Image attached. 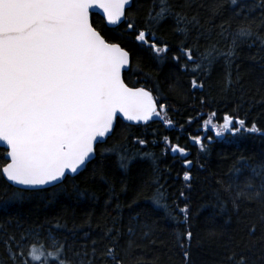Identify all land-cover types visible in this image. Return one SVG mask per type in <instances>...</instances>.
I'll return each mask as SVG.
<instances>
[{
	"label": "trees",
	"instance_id": "obj_1",
	"mask_svg": "<svg viewBox=\"0 0 264 264\" xmlns=\"http://www.w3.org/2000/svg\"><path fill=\"white\" fill-rule=\"evenodd\" d=\"M240 2L251 6L260 0ZM169 3L174 13L196 16L203 28H192L186 37L176 31L174 15L148 23L154 0H133L124 21L117 26H108L97 13L92 14V22L110 42L120 43L130 52L131 66L124 73L125 82L147 88L158 104H165L167 111L162 115L173 121L172 126H166L160 118L139 124L118 118L114 131L97 145L96 156L84 170L54 186L23 191L20 198L7 204L3 201L18 188L0 176V241L13 235L19 239L24 234L27 250V245L46 244L47 238L54 236L65 243V256L73 264H79L85 252L91 258L96 241L94 264H115L99 258L101 250L111 243V237L104 236L111 228L112 237L116 236L115 229L119 230L116 255L122 264H228L227 256L232 253L247 257L248 264H264V193L251 200L241 197L238 208L233 206L238 192L260 191L264 182V43L256 38H264L261 10L256 8L249 15V21L259 25L254 26L256 35L240 38L230 60L217 55L210 72L198 77L204 88L192 90L189 82L194 65L189 63V71H185L181 68L185 60L177 63L172 57L180 54L179 46L184 41L199 48L194 52L197 59L211 45L226 52L239 22L233 18L239 5H232L230 0ZM155 11H159L158 6ZM226 21L231 27L225 24L227 31L222 37L218 26ZM128 23L134 24L133 30L127 28ZM140 29L154 31L158 42H167L169 51L158 57L147 45L137 42L135 35ZM201 98L206 101L203 105ZM213 111L218 123L228 113L245 119L246 127L255 122L261 131L242 130L217 138L203 127ZM193 136L203 138V150L191 139ZM164 137L186 149V159L192 161L190 169L183 166L184 157L172 153ZM141 139L146 143L139 144L137 140ZM114 145L119 148L117 152L101 155L102 150ZM6 152L0 147V168L7 162ZM122 154L129 158L126 168L120 166ZM188 170L192 179L185 182L183 173ZM249 183L251 189L246 187ZM158 189L167 209L152 202ZM185 203L189 207L187 223L176 210L177 205L182 208ZM253 226L254 233L250 231ZM188 230L192 238L188 241L181 236L184 247H180L177 235ZM129 240L134 241L131 249ZM185 250L189 252L187 262ZM0 264H12L3 242Z\"/></svg>",
	"mask_w": 264,
	"mask_h": 264
},
{
	"label": "snow or ice",
	"instance_id": "obj_2",
	"mask_svg": "<svg viewBox=\"0 0 264 264\" xmlns=\"http://www.w3.org/2000/svg\"><path fill=\"white\" fill-rule=\"evenodd\" d=\"M232 5H239L233 11V18L238 19L235 32L231 33L232 42L226 52H221L215 45L209 46L199 54L194 52L199 48L188 45L186 41L179 46V55L173 60L185 63L181 68L189 71L188 64L194 67L190 70L192 78L190 88L202 90L204 83L199 76H206L217 55L226 60L234 57L237 41L256 35L255 21H249V15L256 8L261 10V20L264 22V0L259 4L249 5L240 0H230ZM129 0H0V142L7 145L6 163L0 168L3 176L11 187L18 190L8 195L7 204L20 198L21 192L42 190L45 186H54L62 182L68 174H76L95 156V145L114 131V121L119 114L129 121L147 123L154 117L171 127L173 121L166 114L167 106L158 104L151 91L143 87H129L125 83L122 71L130 65V54L120 43L110 42L102 35L90 19V10H103L107 24L115 25L125 16V6ZM159 11H155L156 7ZM219 7V6H217ZM214 9L213 11H216ZM169 15L176 19V31L186 37L192 28H203L196 16L189 17L185 12H173L169 0H154L153 9L149 11L148 23H159ZM242 17V19H240ZM229 22L220 24V35L223 37ZM182 25V26H181ZM134 24L128 23L129 30ZM264 43V38L256 37ZM135 40L147 45L158 57L169 51L167 42H158L154 31L140 29ZM228 84H231L230 74ZM203 105L206 101L201 98ZM216 112L208 114L203 121L205 129L211 128L217 136L225 132L233 135L242 130L258 133L261 130L253 122L246 127V120L225 113L223 122L215 123ZM238 125V126H237ZM191 139L205 148L201 136ZM208 139H211L210 137ZM141 145L144 140H137ZM164 143L169 145L172 153L184 157L183 166L190 169L192 161L186 159L188 153L179 145H172L168 137ZM117 145L102 150L117 152ZM120 166L127 167L128 157L120 155ZM102 170V169H101ZM255 171V170H253ZM190 170L184 171L183 180L191 181ZM251 189L252 185H246ZM264 193V182L260 191L254 193L238 192L233 206L238 208L237 200L259 198ZM184 197V192H180ZM162 192L158 189L153 194L152 202L157 207L168 208L162 204ZM135 203V201H134ZM120 206L117 205V210ZM176 210L183 215L187 223L189 207L185 203ZM114 220L116 218H113ZM114 229H108L105 237H111L110 245L99 253V258L111 259L115 264H122L116 255V244L119 230L112 237ZM255 232V227L250 229ZM128 233L131 236L133 229ZM38 235V233H36ZM147 236L148 233H143ZM181 236L188 241L192 238L190 230L177 235V243L184 247ZM27 236L22 234L19 239L14 235L3 240L12 264H73L65 256V243L56 237L47 238V243L35 242L27 245ZM134 241H128L131 249ZM81 256L80 253H75ZM185 261L189 252H183ZM97 258L96 241H93L91 258L89 253H83L79 264H94ZM228 264H248L244 255L232 253L227 256ZM140 264H143L141 261Z\"/></svg>",
	"mask_w": 264,
	"mask_h": 264
},
{
	"label": "water",
	"instance_id": "obj_3",
	"mask_svg": "<svg viewBox=\"0 0 264 264\" xmlns=\"http://www.w3.org/2000/svg\"><path fill=\"white\" fill-rule=\"evenodd\" d=\"M132 2H133V0H129V4L125 6V9H124V11H125V16H126L127 8H129V7L132 5ZM93 13H97V14H99V15L104 19L105 23L107 24V21H106V18H105V16H104V13H103V10H102V9L94 8V9H91V10H90V19H91V21H92V14H93ZM125 16L122 17L121 20H120L117 24H115V25H109V24H107V25H108V26H111V27L117 26V25L121 24V23L124 21ZM93 26H94V25H93ZM97 30H98V29H97ZM98 31H99V30H98ZM101 34H102V33H101ZM121 47H122V46H121ZM125 50H126V49H125ZM126 51H128V50H126ZM128 52H129V51H128ZM129 54H130V52H129ZM130 66H131V54H130V65H129V67H128L127 69H125V70L122 71L123 78H124V73H125L127 70L130 69ZM124 81H125V80H124ZM125 83H126V82H125ZM126 84H127V83H126ZM128 86H129V85H128ZM129 87H132V86H129ZM136 87H140V86H136ZM143 88H144V87H143ZM145 89L148 90L147 88H145ZM148 91H150V90H148ZM118 118H120V119H122V120H124V121H126V122L134 123V124H138V123H142V122H143V121H141V122L129 121V120L125 119L124 117H122V116H120V115L118 114L117 117H116V119H115V121H114V127H115V124H116ZM111 134H112V133H111ZM111 134H109L108 136H106V137L104 138V141H103V142H105V141L107 140V138H108ZM103 142H101V141L98 140V142H97L96 145H95V149H96V147H97V145H98L99 143H103ZM0 147L4 148L5 150H8V149H7V145L4 144L3 142H0ZM95 156H96V152H95ZM95 156H94V157H95ZM94 157H93L92 159H94ZM92 159H91V160H92ZM88 163H89V162H88ZM88 163H87V164H88ZM86 166H87V165H86ZM84 169H85V167L82 168L79 172H81V171L84 170ZM79 172H78V173H79ZM78 173H76V174H78ZM76 174H68L67 176H75ZM60 183H61V182H60ZM57 184H59V183H57ZM55 185H56V184H55ZM47 187H51V185H49V186H45L44 188H47Z\"/></svg>",
	"mask_w": 264,
	"mask_h": 264
},
{
	"label": "rangeland",
	"instance_id": "obj_4",
	"mask_svg": "<svg viewBox=\"0 0 264 264\" xmlns=\"http://www.w3.org/2000/svg\"><path fill=\"white\" fill-rule=\"evenodd\" d=\"M214 122L217 123V124L222 123V122L218 123V122H216V121H214ZM237 126H238V125H237ZM208 130L211 131V132L214 134V136L217 137V138L224 137L227 133H229V132H225L222 136H217V135H216V132H215L214 130H212L211 128H209ZM204 131H206L205 128H204Z\"/></svg>",
	"mask_w": 264,
	"mask_h": 264
}]
</instances>
